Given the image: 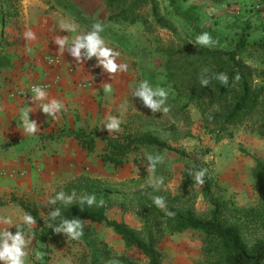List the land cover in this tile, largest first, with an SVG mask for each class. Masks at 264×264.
Listing matches in <instances>:
<instances>
[{"label": "trees", "instance_id": "obj_1", "mask_svg": "<svg viewBox=\"0 0 264 264\" xmlns=\"http://www.w3.org/2000/svg\"><path fill=\"white\" fill-rule=\"evenodd\" d=\"M183 1L105 0L109 14L106 21L101 23H142L149 33L168 34V43H164L160 37L159 50L164 54L165 60L172 64V68H169V81L173 82V88L179 93L175 97H169V104L182 120L191 119L189 104L192 102L201 109L208 126L216 125L217 132H221L219 137L229 132L231 124L246 126L264 137V36L253 38V29L249 25L235 31H223L217 28L215 22L204 21L196 11L195 4L186 5ZM64 6L71 10L73 18L82 24L86 23V19H79V12L72 4L66 3ZM21 11V0H0V74L14 66L13 56L7 50L12 41L6 36L5 28L11 25L19 29ZM91 26L92 24L89 25L90 30ZM111 30L110 27H105L101 35L110 33L111 38L128 40L126 36L112 33ZM204 31H209L214 39L210 46L196 41V36ZM123 46L131 54L141 52L137 43H124ZM196 49H199L196 51L199 56L193 57ZM182 60L185 62L178 64ZM199 60L204 61L210 70L204 73L202 64L197 63ZM255 70L259 71L257 75ZM220 72L228 75L227 86L213 75ZM202 73L212 77L211 85H201ZM237 75L239 80L235 79ZM149 78L150 76L143 75L144 80L149 81ZM184 94L187 96L185 101L180 100V96ZM169 132L174 140L182 137L175 124L170 126ZM115 134L100 136L95 127L71 128L50 136H72L90 154L96 150L97 138H101L105 144L98 156L103 163L115 167L124 166L130 155L142 148L175 151L186 161L182 172L183 181L178 191L174 193L157 184L143 186L144 174L148 172L144 167L142 176L124 180L82 174L57 186L50 197L51 199L60 191H64L66 196L74 192L73 201L48 203L45 215L40 212L36 203L15 198L27 214L33 215L37 225L21 223L11 233H16L17 227L22 226V230L33 237L34 246L41 243V249L45 253L55 240L64 236L63 232L56 233L51 227L59 224L61 219L76 218L83 224L81 238L90 247V264H141L128 253L113 252L106 241L94 236L92 224L105 222L122 237L127 248L137 249L146 258L147 264H165L162 242L166 235L192 228L205 233L203 249L207 258L201 264H264V158L256 160L253 170L254 177L260 183V199L255 205L240 206L224 194L225 187L206 158L209 149L189 152L177 147L145 122L127 126ZM202 168H207L208 171L204 183L199 184L194 177L195 172ZM189 169L192 170V175L189 174ZM196 185L200 186L204 199L213 205L206 216L197 214L194 208L192 200ZM91 194H95L97 202L102 200L104 203L89 207L87 201L82 202V197ZM155 196L165 198L166 209L154 204ZM56 208L60 209L61 216L52 220L50 213ZM112 208L137 215L141 228L131 226L124 220L109 218L108 211ZM168 212L174 215H168ZM43 257L45 261H38L37 264H48L50 255Z\"/></svg>", "mask_w": 264, "mask_h": 264}, {"label": "rangeland", "instance_id": "obj_2", "mask_svg": "<svg viewBox=\"0 0 264 264\" xmlns=\"http://www.w3.org/2000/svg\"><path fill=\"white\" fill-rule=\"evenodd\" d=\"M58 4H72L79 12V19H86L84 26L86 32L90 31V24L104 22L108 18L109 10L105 0H49ZM184 4L196 5V11L200 13L207 23H216L217 28L223 31H235L238 28L249 25L252 30V37L264 36V0H184ZM71 15V10L67 9ZM89 24V25H88ZM103 24V23H102ZM112 33L122 34L127 41L111 38L110 33L102 35L108 47L120 52L117 63L128 65L126 71H118L116 85L111 87V92H99L100 95V117L107 115L118 117L121 121L120 130L137 123H147L151 129L164 135L173 145L185 148L189 152L209 149L207 160L213 165L219 175L221 184L225 187V195L232 198L240 206H252L260 199V183L253 175L254 166L258 158H264V137H261L255 130L247 129L240 124H231L229 132L219 137L214 124L207 125L203 113L194 103L189 104L190 120H182L178 113L172 110L169 97H175L179 93L173 88V82L169 79V68L172 64L165 60L164 54L159 50L160 37L164 43H168V34L162 32L149 33L142 23H108ZM109 35V37H108ZM162 42V41H161ZM121 43V44H120ZM124 43H137L141 52L129 53L123 46ZM199 49L194 51L193 57H198ZM185 61H181L183 63ZM202 64V71L206 73L210 67ZM207 69L205 72L204 70ZM259 71L255 70L257 75ZM150 76L149 84L155 88L164 87L169 91L167 106L169 111L153 112L147 106L142 97L134 95L135 89L143 79V75ZM152 77V78H151ZM259 81V80H257ZM186 95H181L180 100L185 101ZM137 115H142L138 118ZM107 122H99L97 128L100 136L116 135L118 131H110L104 125ZM252 123V122H251ZM172 124L179 127L182 137L174 140L169 129ZM87 128H95L89 125ZM230 131L232 135H230ZM188 133V134H187ZM160 154L164 157L162 163H158L154 170L148 166V155ZM92 158L93 174L108 178L110 180H124L143 175L142 167L148 172L144 174L143 186L157 184V180L163 178V184H157L164 189L176 193L183 181V169L185 159L177 152L168 149L142 148L139 152L131 154L129 161L121 167L105 164L99 160L96 152L89 154ZM193 204L197 214L206 216L213 205L206 201L200 192V186L196 185L194 190ZM111 219L124 220L131 226L141 228V222L133 213H122L117 208L108 211ZM93 232L97 239L107 242L111 250L117 254L128 253L141 264H147L146 258L135 248L129 249L120 235H118L105 222L94 223ZM205 233L198 229H186L180 233H168L162 242L164 249L165 264H201L206 260L204 252ZM41 243L31 247V257L38 262L35 253L39 251L42 256L39 261H45L43 255H50V264H90V247L84 238L73 240L63 238L55 240L50 245L48 252H43ZM44 253V254H43ZM109 264H113L112 262Z\"/></svg>", "mask_w": 264, "mask_h": 264}, {"label": "crops", "instance_id": "obj_3", "mask_svg": "<svg viewBox=\"0 0 264 264\" xmlns=\"http://www.w3.org/2000/svg\"><path fill=\"white\" fill-rule=\"evenodd\" d=\"M21 4L19 29L11 25L5 28L6 36L12 41L7 50L13 56L14 66L0 74V230L10 232L24 223L23 216L27 214L15 198L36 203L45 215L48 201L57 186L82 174L98 176L93 174L90 153L83 150L74 137L52 138L50 134L89 125L97 128L99 122H108L109 115L100 117L98 94L106 85L113 87L119 81V72H106L96 56L87 58V49H81V60L77 61L67 46L61 49L55 42L58 37H63L71 43L76 36L86 32L78 19L67 14L63 4L55 3L51 9L49 7L54 2L49 0H21ZM62 23H75L77 30L62 29ZM29 30L35 33V39L25 37ZM46 54L60 55L62 65H48ZM57 76L58 81L46 90L44 100H33V94L27 98L13 95L17 87L28 81L49 82ZM52 99L65 105L56 118L44 113L40 107ZM28 107L31 108L30 119L38 125L34 135L24 132L21 121L22 113ZM104 144L101 138H97V154L103 150ZM6 217L11 218L12 224L2 222ZM35 225L37 223L29 226ZM3 239L0 237V247ZM34 242L31 236L26 264H37L30 251ZM50 261L51 258L48 264ZM0 264L6 262L0 260Z\"/></svg>", "mask_w": 264, "mask_h": 264}, {"label": "clouds", "instance_id": "obj_4", "mask_svg": "<svg viewBox=\"0 0 264 264\" xmlns=\"http://www.w3.org/2000/svg\"><path fill=\"white\" fill-rule=\"evenodd\" d=\"M62 29H67L75 32L77 30V25L75 23L72 24H61ZM105 30V25L101 22H95L91 26V30L87 31L83 34L76 36V38L69 43L65 38L58 37L55 42L60 45V48L63 49L66 46L69 48L70 53L73 57L77 58V61L81 59V49H87V58H91L92 56H96L98 58L99 65L103 66V69L108 73H116L118 71H126L128 69V65L126 63L120 64L117 63V57L120 56V52L116 51L113 48H110L106 45L104 38L101 33ZM25 37L27 39H35V33L32 31H27L25 33ZM196 41L203 45H211L214 43V39L209 31H204L201 34L196 36ZM205 72L207 69L204 70ZM217 80L221 82V84L227 86L229 77L226 73H214L213 74ZM212 77L201 74L200 83L202 86L211 85ZM236 80H239V75L235 77ZM111 86L106 85L104 87V92H111ZM33 94V100H44L47 96V92L43 86L34 85L31 89ZM134 95L142 97L144 103L147 106H150L153 109V112H164L167 113L169 111V107L167 106V100L169 97V91L164 87L157 86L153 88L147 80H142L139 82L138 87L135 89ZM44 113H47L49 116L56 118V114L61 112L65 108V105L58 100L52 99L48 103H43L40 106ZM31 112V108L28 107L21 116V121L23 124L24 132L28 134H35L38 130V125L34 120L30 119L29 113ZM106 128L110 131H119L121 121L118 117H110L108 122L104 124ZM148 167L152 170L155 169L158 163H162L164 157L160 154L152 155L149 154L148 157ZM207 168H202L195 172V181L199 184L204 183V177L207 173ZM189 174L192 175V170L189 169ZM157 184H163V178L157 180ZM75 193L72 195L65 194L64 191L58 192L54 197H52L48 203L56 204L57 201H63L65 203H71ZM82 202L87 201L89 207L93 204H97V206H101L104 202L101 200L97 202L95 194H91L85 197H82ZM154 204L161 209H166V200L162 196L153 197ZM168 215H174V213L168 212ZM61 216V211L59 208H56L54 211L50 213V217L52 220H55L57 217ZM5 224H12L11 218L6 217L2 221ZM24 225H32L36 223V219L31 214H25L23 216ZM56 233H66L67 238H71L73 240H78L83 235V224L79 219L73 218L69 219H61L59 224L52 226ZM0 237H3L2 247H0V260L5 261L6 264H26V257L28 256V245L31 243V236L26 235L25 231L22 230V226L17 227V232L13 235L8 229L0 230ZM9 240L11 243H9ZM36 259H40L42 254L37 251L35 253ZM113 264H117V262H113Z\"/></svg>", "mask_w": 264, "mask_h": 264}, {"label": "built area", "instance_id": "obj_5", "mask_svg": "<svg viewBox=\"0 0 264 264\" xmlns=\"http://www.w3.org/2000/svg\"><path fill=\"white\" fill-rule=\"evenodd\" d=\"M45 60L48 63V65L52 67H57L62 65V57L60 55L46 54ZM58 77L59 76H57L54 79V81H49V82L39 81L36 79L28 81L24 86L17 87V89L13 92V95L16 94L19 95L20 97L27 98L30 96V94H32L31 89L34 85L43 86L45 90L51 89L58 81Z\"/></svg>", "mask_w": 264, "mask_h": 264}]
</instances>
